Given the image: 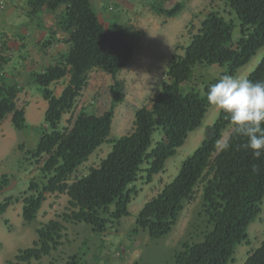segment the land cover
Listing matches in <instances>:
<instances>
[{
    "label": "trees",
    "instance_id": "trees-1",
    "mask_svg": "<svg viewBox=\"0 0 264 264\" xmlns=\"http://www.w3.org/2000/svg\"><path fill=\"white\" fill-rule=\"evenodd\" d=\"M189 1L182 0L170 8L156 1L150 9L157 16L174 19ZM224 2L235 18L228 20L218 12H210L183 49V55L169 65L167 81L150 107L136 110L132 130L110 139L115 109L124 100V84L117 77L131 63L138 36L118 23L105 27L92 0H27V17L35 27L53 32L43 23L46 12L53 14L55 27L67 37L64 41L70 49L56 64L30 75L48 103L45 122L51 131L43 132L35 148L25 151L42 163V179L29 182L22 199V217L25 223H32L49 194H66L69 206L60 219L50 220L37 229V240L31 248L19 251L17 264L39 261L56 251L62 245L66 223L85 224L94 235L104 238L121 219L130 216L129 205L138 194L132 186L140 174L145 172L146 181L151 183L164 171L167 160L185 145L189 135L202 126L211 108L206 99L207 88L217 79L206 84L203 91L192 88L185 92L182 87L192 81L195 69L219 67L226 69L225 74L236 75L264 46V0ZM8 62L9 58L0 53V125L10 115L15 130L24 132L30 126L25 109L17 105L22 86L6 76ZM95 69L113 79L110 108L100 115L81 112L70 128H60L63 117L72 112L86 88L89 73ZM65 78L67 83L61 95L56 96L51 86ZM247 78L264 80V56ZM229 127L228 118L220 111L205 139L182 163L174 180L148 201L136 217L132 234L142 231L150 239L160 240L172 233L186 203L203 184V213L211 230L200 242L183 243L174 255L175 264L234 262L237 246L249 243V226L262 213L264 157L256 160L250 150L241 147L245 138L236 137L233 131L225 141L231 147L218 150L215 141L223 138ZM157 131L162 139L152 148ZM106 143L112 148L100 165L69 183L70 177ZM19 149L24 151V145ZM253 164L260 166L258 173L251 171ZM8 182L3 175L0 187ZM18 202V198L6 197L0 203V218ZM65 264L83 262L73 255ZM245 264H264V241L249 253Z\"/></svg>",
    "mask_w": 264,
    "mask_h": 264
},
{
    "label": "rangeland",
    "instance_id": "rangeland-1",
    "mask_svg": "<svg viewBox=\"0 0 264 264\" xmlns=\"http://www.w3.org/2000/svg\"><path fill=\"white\" fill-rule=\"evenodd\" d=\"M156 1L170 8L182 0H92L93 8L105 27L118 23L138 36L131 63L117 77L124 84V100L115 109L110 139L119 138L132 130L136 110L144 106L150 107L151 100L167 81L169 65L174 58L183 55V49L188 46L192 35L198 32L201 22L210 12H218L228 20L235 18L224 0H191L174 19L155 15L150 5ZM1 6L2 4L0 9L5 8ZM49 23L53 32H60L59 27H55V18L49 20ZM53 32L44 34L37 45L45 56L50 55L51 59L56 57L55 62L53 61L56 64L68 52L64 39L56 38ZM9 41L10 36L1 31L0 53L9 57L12 62H8L5 73L17 79V83L22 86L17 105L25 109L30 128L24 132L15 130L10 115L0 125V182L3 175H6L9 181L7 186L0 187V203L8 196L20 199V202L13 204L0 218V264H17L16 256L19 251L31 248L37 240V229L50 220L60 219L69 206L66 194H49L36 219L30 224L23 220L22 199L26 196L27 186L32 179L38 182L42 179V163L27 156L25 151L34 149L43 132L51 130L45 122L46 109L44 111L43 103L47 107V102L30 78L32 72H42L46 67L33 66L28 60L25 48L18 49L11 44L8 46ZM46 42L48 44L44 47ZM263 56L264 46L236 75L248 77L256 70ZM32 67L35 68L31 69ZM225 73V68L198 66L192 81L182 87L183 91L187 92L192 88L203 91L206 84ZM67 81L68 78L61 80L53 84L51 89L58 94L63 91ZM112 84L111 76L98 69L91 71L86 88L77 98L72 112L63 117L60 128H70L81 112L100 115L107 111L111 105ZM219 112L220 110L213 107L209 109L202 126L189 135L185 145L174 157L167 160L164 171L156 175L151 183L146 181L145 172L140 174L138 181L132 186L138 194L129 205L130 216L121 219L104 238L94 235L91 228L85 224L66 223L62 245L49 256L28 264H65L73 255H78L83 264H175L174 255L182 249L183 243L200 242L206 232L211 230L203 213L202 183L197 187L193 199L186 203L171 234L160 240H152L146 232L140 231L134 235L132 230L138 213L166 184L174 180L182 163L193 155L205 139L207 129L215 123ZM232 131V127H229L223 133L224 141ZM161 139V132L157 131L153 137L152 148ZM20 145H24V151L19 149ZM111 148V144H103L88 162L70 177L69 183L86 176L90 169L98 167ZM248 234L249 243L237 246L234 262L229 264H245L249 253L264 241V201L262 213L249 226Z\"/></svg>",
    "mask_w": 264,
    "mask_h": 264
},
{
    "label": "clouds",
    "instance_id": "clouds-1",
    "mask_svg": "<svg viewBox=\"0 0 264 264\" xmlns=\"http://www.w3.org/2000/svg\"><path fill=\"white\" fill-rule=\"evenodd\" d=\"M206 99L226 115L235 136L245 138L241 147L250 150L256 160L264 157V80L222 74L207 88ZM215 147L227 151L231 144L220 138ZM251 171L258 173L260 166L253 164Z\"/></svg>",
    "mask_w": 264,
    "mask_h": 264
},
{
    "label": "crops",
    "instance_id": "crops-1",
    "mask_svg": "<svg viewBox=\"0 0 264 264\" xmlns=\"http://www.w3.org/2000/svg\"><path fill=\"white\" fill-rule=\"evenodd\" d=\"M0 4H2L1 8L5 7L4 9H0V32L3 31L10 36L11 41L7 43L8 46H10L11 44L18 49H20V47L25 48V51H27L28 54L27 56H29L28 60H30L31 63H33L32 65L35 67H40V65H45V67L53 65L56 60V57L51 59L50 55L45 56V54L40 51L37 45L40 39L48 31L36 28L35 24H33L28 19L27 13L29 12V6L27 4V0H0ZM54 17L55 16L53 14L46 12L43 18L44 26L48 28L51 25V23H49V20H54ZM55 35L56 38H67L61 31L56 33ZM66 46L68 52L70 46L68 44ZM58 57H60V55H58ZM10 62L11 61L9 60V63ZM7 65L5 66V72L7 71ZM35 67H32L31 69H34ZM21 72H23V70ZM19 73L20 69H18L17 74ZM5 74L7 77L13 79L9 73ZM13 80L19 82L17 79ZM61 93L62 91H60L58 94L55 93V95L60 96ZM43 107L44 111L45 109L47 110L48 103L47 107L43 103Z\"/></svg>",
    "mask_w": 264,
    "mask_h": 264
}]
</instances>
